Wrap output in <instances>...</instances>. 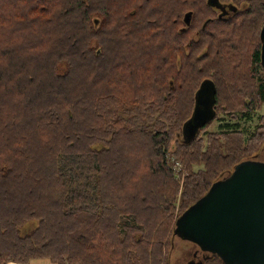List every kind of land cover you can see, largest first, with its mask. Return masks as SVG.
I'll list each match as a JSON object with an SVG mask.
<instances>
[{
    "label": "trees",
    "instance_id": "trees-1",
    "mask_svg": "<svg viewBox=\"0 0 264 264\" xmlns=\"http://www.w3.org/2000/svg\"><path fill=\"white\" fill-rule=\"evenodd\" d=\"M263 25L264 0H0V264H169L176 220L264 147V115L209 129L264 103Z\"/></svg>",
    "mask_w": 264,
    "mask_h": 264
},
{
    "label": "water",
    "instance_id": "water-1",
    "mask_svg": "<svg viewBox=\"0 0 264 264\" xmlns=\"http://www.w3.org/2000/svg\"><path fill=\"white\" fill-rule=\"evenodd\" d=\"M259 36L264 69V25ZM214 103L215 87L204 81L185 124V138L193 137L198 128L213 120ZM175 233L225 264H264V161L244 160L227 177L214 182L176 220Z\"/></svg>",
    "mask_w": 264,
    "mask_h": 264
},
{
    "label": "rangeland",
    "instance_id": "rangeland-1",
    "mask_svg": "<svg viewBox=\"0 0 264 264\" xmlns=\"http://www.w3.org/2000/svg\"><path fill=\"white\" fill-rule=\"evenodd\" d=\"M262 115H264V103H262L261 108L257 110L249 120L241 119L235 122L227 119L225 116L222 115L219 116V118H221L222 120L212 121V124L210 125L209 129L218 130L221 124L229 123V124L237 125L238 128L243 131H247L252 129L256 125L258 121V117ZM180 139H181V135H177L175 137V140H180ZM252 159L264 161V147L260 152L256 153ZM173 167L176 170L179 169V165L177 164H174ZM227 175L228 174L225 173L221 177V179L227 177ZM34 225L35 223L31 221V223L25 226L24 232L31 229ZM171 241H172V249L169 253V264H201L205 258H208L211 255L210 253L201 251L200 248L193 242L186 239H182L177 235L176 236L174 235ZM34 264H50V262L48 260H36V262L34 261Z\"/></svg>",
    "mask_w": 264,
    "mask_h": 264
},
{
    "label": "built area",
    "instance_id": "built-area-1",
    "mask_svg": "<svg viewBox=\"0 0 264 264\" xmlns=\"http://www.w3.org/2000/svg\"><path fill=\"white\" fill-rule=\"evenodd\" d=\"M8 264H22V263H17V262H10Z\"/></svg>",
    "mask_w": 264,
    "mask_h": 264
},
{
    "label": "bare ground",
    "instance_id": "bare-ground-1",
    "mask_svg": "<svg viewBox=\"0 0 264 264\" xmlns=\"http://www.w3.org/2000/svg\"><path fill=\"white\" fill-rule=\"evenodd\" d=\"M214 5V4H213ZM218 8H220V7H218ZM215 117V116H214ZM214 119V118H213ZM10 263V262H9ZM8 264V263H7Z\"/></svg>",
    "mask_w": 264,
    "mask_h": 264
},
{
    "label": "crops",
    "instance_id": "crops-1",
    "mask_svg": "<svg viewBox=\"0 0 264 264\" xmlns=\"http://www.w3.org/2000/svg\"><path fill=\"white\" fill-rule=\"evenodd\" d=\"M36 262V261H35ZM30 264H34V262L30 263Z\"/></svg>",
    "mask_w": 264,
    "mask_h": 264
},
{
    "label": "flooded vegetation",
    "instance_id": "flooded-vegetation-1",
    "mask_svg": "<svg viewBox=\"0 0 264 264\" xmlns=\"http://www.w3.org/2000/svg\"><path fill=\"white\" fill-rule=\"evenodd\" d=\"M228 175H229V174H228ZM228 175H227V176H228Z\"/></svg>",
    "mask_w": 264,
    "mask_h": 264
}]
</instances>
